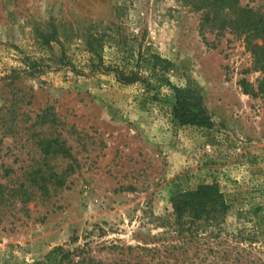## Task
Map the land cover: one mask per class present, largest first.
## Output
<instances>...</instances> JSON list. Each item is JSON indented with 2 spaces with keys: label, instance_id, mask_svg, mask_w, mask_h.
<instances>
[{
  "label": "rangeland",
  "instance_id": "374dc122",
  "mask_svg": "<svg viewBox=\"0 0 264 264\" xmlns=\"http://www.w3.org/2000/svg\"><path fill=\"white\" fill-rule=\"evenodd\" d=\"M223 4L0 0V264H81L59 247L102 263L152 259L129 254L139 245L182 264V238L165 224L174 196L204 184H217L230 208L191 255L264 264V94L241 84L262 74L243 21ZM241 5L264 11V0ZM88 42L107 66L140 54L170 63L150 77L142 63L149 85L124 84L91 67ZM170 84L197 91L209 127L176 119Z\"/></svg>",
  "mask_w": 264,
  "mask_h": 264
},
{
  "label": "trees",
  "instance_id": "16d2710c",
  "mask_svg": "<svg viewBox=\"0 0 264 264\" xmlns=\"http://www.w3.org/2000/svg\"><path fill=\"white\" fill-rule=\"evenodd\" d=\"M223 2V5H229L236 10L238 21H243L242 35L244 34L245 41L247 42L246 45L253 55L254 68L262 74V78L258 80L257 86L243 79L241 81L243 90L246 94H250L253 97L264 94V11L259 6L243 7L241 5V0H221V3ZM258 39L261 43L257 42ZM87 48L88 51L95 56V58H92L90 64L93 69H102L106 72H112L115 74L118 81L124 84L142 82L148 83L149 85L148 78H145L143 74L142 63H145L147 66L145 69L148 71L149 77L158 75L161 68H167L170 63L168 60L162 59L156 54H151L148 57H142L140 54V60L135 64L130 65L128 63L124 65L115 64L107 66L96 45L92 42H88ZM141 57L143 62L141 61ZM170 85L175 94L174 115L176 119L182 124L209 127L211 123L206 111L202 107L197 91L188 87L180 88L172 84ZM56 176L59 177V175ZM172 206L174 222L169 225L165 224V226L170 227L168 232H176L179 239L182 238V248L184 249L182 254L177 256L176 261L186 264L187 260L189 264H201L202 261L206 262L208 259H211L210 257H213V259L217 258L218 260V254H213L216 252L212 250L204 252L195 250L191 255V252H193L191 246L197 244L198 241L201 242L199 237L202 233L216 232L215 230L219 229L225 222V217L230 206L219 186L217 184H204L194 189L177 193L172 199ZM118 248L124 249V247ZM171 248H178V246H171ZM172 249H166L165 253L169 254ZM133 250L152 253L153 257L152 259H148L144 254L134 255L132 252ZM56 251L62 253L64 258L71 259L72 256L75 258L79 257L76 263H102V261L89 255L90 252L88 255L82 256L83 252L81 251L79 253L78 250H75V252L77 251L76 253L72 251L65 252L62 247H59ZM128 251L130 255H134L133 258L131 257L129 260L119 258L118 260H112L110 263L102 264H163V259L170 260V258H166V256L162 254L163 251L156 246H129ZM224 253L225 259L227 260L229 254L226 252ZM156 258L158 262L154 261Z\"/></svg>",
  "mask_w": 264,
  "mask_h": 264
}]
</instances>
